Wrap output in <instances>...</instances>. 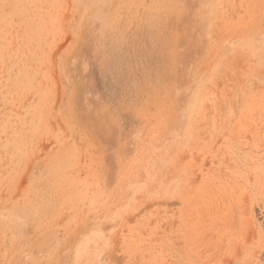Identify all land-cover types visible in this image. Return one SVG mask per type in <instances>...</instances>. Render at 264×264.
<instances>
[{"label": "rangeland", "instance_id": "obj_1", "mask_svg": "<svg viewBox=\"0 0 264 264\" xmlns=\"http://www.w3.org/2000/svg\"><path fill=\"white\" fill-rule=\"evenodd\" d=\"M108 261L264 264V0H0V264Z\"/></svg>", "mask_w": 264, "mask_h": 264}, {"label": "snow or ice", "instance_id": "obj_2", "mask_svg": "<svg viewBox=\"0 0 264 264\" xmlns=\"http://www.w3.org/2000/svg\"><path fill=\"white\" fill-rule=\"evenodd\" d=\"M117 119H118V118H117L116 115L114 114V116H113V121H112L113 124H115V123L117 122ZM107 264H111V262L108 261Z\"/></svg>", "mask_w": 264, "mask_h": 264}]
</instances>
